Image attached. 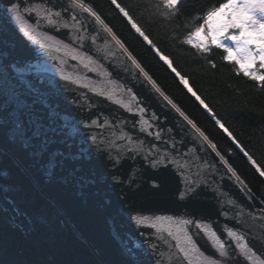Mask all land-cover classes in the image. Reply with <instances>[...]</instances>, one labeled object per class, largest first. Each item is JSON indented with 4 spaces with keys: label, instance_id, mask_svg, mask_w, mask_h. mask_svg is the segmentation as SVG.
<instances>
[{
    "label": "water",
    "instance_id": "95a60500",
    "mask_svg": "<svg viewBox=\"0 0 264 264\" xmlns=\"http://www.w3.org/2000/svg\"><path fill=\"white\" fill-rule=\"evenodd\" d=\"M16 2L39 4L41 0ZM51 2L62 11L64 21H70V14H76L77 19L70 21L69 28L45 26L41 30L78 50L72 52L78 55L77 60L63 52L50 53L24 37L14 22L9 23L10 14L5 12L9 0H0V146L56 202L105 264H175L174 249L157 239L155 229L137 224L134 217L184 216L193 210V218L210 224L229 245V255L220 257L201 233L195 239L205 255L222 264H237L238 250L226 229L246 234L254 244L264 239V206L250 195L240 177L232 176L216 155L218 151L184 119L186 115L181 116L182 111L172 107L173 101L135 67L128 50L124 52L88 13L73 9L70 0ZM55 57L62 58L64 65ZM33 65L40 72L29 78L54 109L52 147L64 154L55 170L48 167L47 156L33 154L13 138L10 84ZM61 67L89 88L64 81ZM91 88L121 98L132 111L96 95ZM137 106L145 110L143 114ZM92 120L109 124L85 127ZM91 136L97 137L96 144ZM157 160L160 162L153 167ZM185 180L200 186V196L192 204L179 198Z\"/></svg>",
    "mask_w": 264,
    "mask_h": 264
},
{
    "label": "trees",
    "instance_id": "16d2710c",
    "mask_svg": "<svg viewBox=\"0 0 264 264\" xmlns=\"http://www.w3.org/2000/svg\"><path fill=\"white\" fill-rule=\"evenodd\" d=\"M84 2L112 29L155 84L216 145L250 195L264 206V177L216 123L221 121L264 170V89L237 76L233 66L222 61V50L205 56L181 43L194 23H199L194 17L207 5L222 0H184L180 14L170 20L153 7L156 0H116L131 21L111 0ZM132 22L156 48L132 28ZM156 49L172 61L176 72L188 81L186 85ZM0 264H105L56 202L1 146Z\"/></svg>",
    "mask_w": 264,
    "mask_h": 264
},
{
    "label": "snow or ice",
    "instance_id": "6c2138e0",
    "mask_svg": "<svg viewBox=\"0 0 264 264\" xmlns=\"http://www.w3.org/2000/svg\"><path fill=\"white\" fill-rule=\"evenodd\" d=\"M73 9H79L84 13H88L94 18L100 26L107 31L117 45L127 52L123 42L116 37L112 29L105 23V21L87 5L84 0H70ZM119 11L132 20L128 11L121 7L116 0H111ZM9 7L5 9V12L10 14L9 23H13L15 27L27 37L29 40L40 45L41 48L48 52L61 53L65 56H69L72 60H77L78 55H73L72 52H78L76 49H71L69 44H65L63 41L58 40L56 37L50 35L47 31L41 29L45 26L49 28L59 29L60 27L69 28L70 21L77 19L76 14H70V21L63 20V13L61 10H57V7L52 4L51 0H41L39 4L31 3H17L16 0H9ZM157 9L159 15L170 20L177 17L181 9L184 7V0H156L153 5ZM64 11H67L65 9ZM194 26L181 40L182 44L188 45L195 49L198 53L208 56L211 55L213 50H222V61L227 62L233 66V70L237 76H243L250 81L256 82L259 88L264 89V0H222L220 3H211L205 7V10L198 13L194 17ZM132 28L135 29L141 37H143L148 43L156 48L154 44L144 32L132 22ZM41 37V39H36ZM156 54L163 60L172 72H174L182 84H187L188 81L184 76L176 72L175 67L172 66V61L159 52L156 49ZM132 59L133 64L144 76L155 84V81L151 80L144 69L136 62L134 57H131V53H128ZM59 59L60 65H64L65 61L62 58ZM86 59H90L85 56ZM83 67L89 68L88 64H83ZM212 67H216L213 62ZM95 71L94 69H90ZM40 69L33 65L30 66L26 72H21L19 78L11 82L10 87L13 93L14 106L13 112L15 113V135L14 139L18 140L22 146L31 150L33 154L38 155L41 158L47 156V165L51 170L60 163V158L63 157V153L57 149H53L52 145L55 142L51 133L54 131L52 127V119L54 116V109L48 102L44 93L40 92L35 87L33 80L29 78L32 74H38ZM59 74L64 81L76 84L83 88H89V84L82 83L79 78H73L65 73L63 67L59 69ZM87 79V78H85ZM98 96H103L106 99L112 100L113 103L121 105L128 111H132L129 104L124 103L121 98L117 97L113 99L111 95H108L104 90L96 91L95 88H91ZM157 92H160L159 88H156ZM191 91V89H189ZM161 96H164L160 92ZM195 95V93H193ZM134 99V97H133ZM164 99L172 104L171 100H168L167 96ZM199 99V97H197ZM201 104L204 102L201 100ZM2 106V102H0ZM173 108H176L175 104H172ZM207 107V105H205ZM137 111L143 114L144 109L137 106ZM177 112H180L179 108H176ZM210 111V109H209ZM181 116H184L183 112H180ZM184 119L192 126L195 132L203 138L208 145L215 150L216 145L212 144L208 140V137L191 121L187 116ZM149 124V121H145ZM219 126L224 129L232 141L235 142V146L239 148V151L256 166V170L261 177H264V170L257 165V161L245 151L243 147L239 145L236 138L233 136L224 124L217 120ZM109 122L105 121L104 124H100L97 120H92L90 125L85 127H104ZM150 126V125H149ZM145 131V129H141ZM124 139V136L120 137ZM156 138H160V134L156 133ZM93 144L97 143V137L91 136ZM103 143V140L100 141ZM97 150H100L97 147ZM220 157V160L228 166V171L232 173V176L239 180V176L236 175L235 170L229 165L228 160L224 156L216 153ZM160 161L157 160L153 167ZM172 163H176L172 161ZM199 185L195 181L185 180V186L182 191L179 192V198L187 201L189 204L194 203L200 196L198 191ZM264 203V201H262ZM196 216L195 211H191L184 216H141L134 217L137 224L145 227L155 229L157 239L164 245H167L169 249H174L172 256L175 259V264H222L221 260L212 258L205 255V252L198 246L195 237L204 234L210 241L213 248L219 253L220 257H226L229 255V245L227 241L221 239L216 230H213L210 224L201 222L199 218H193ZM228 237L234 242L235 249L238 250L237 264H243V261L251 262V264H264V239L258 240L255 244L252 240L246 238V234L238 232L233 229H226ZM255 239V238H254ZM153 248L156 245L152 246ZM236 255V252L233 253ZM242 258V260L240 259Z\"/></svg>",
    "mask_w": 264,
    "mask_h": 264
},
{
    "label": "bare ground",
    "instance_id": "6f19581e",
    "mask_svg": "<svg viewBox=\"0 0 264 264\" xmlns=\"http://www.w3.org/2000/svg\"><path fill=\"white\" fill-rule=\"evenodd\" d=\"M132 55V54H131ZM133 56V55H132ZM136 60V59H135ZM137 61V60H136ZM138 62V61H137ZM141 66V65H140ZM5 149V148H4ZM8 151V150H7ZM9 152V151H8Z\"/></svg>",
    "mask_w": 264,
    "mask_h": 264
}]
</instances>
